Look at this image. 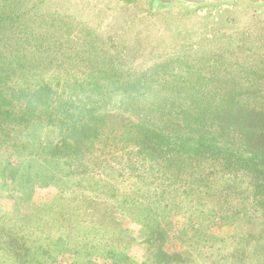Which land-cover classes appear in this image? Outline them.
Instances as JSON below:
<instances>
[{
	"label": "trees",
	"instance_id": "16d2710c",
	"mask_svg": "<svg viewBox=\"0 0 264 264\" xmlns=\"http://www.w3.org/2000/svg\"><path fill=\"white\" fill-rule=\"evenodd\" d=\"M8 1L0 0V181L15 194L26 183H36L56 188L59 195L34 212H21L17 201L11 213L0 206V264L8 260L30 264L39 255L57 260L66 253L59 243L48 244L44 233L61 228L80 231L74 230V216L81 208L73 211L60 202H72L62 195L75 181L101 187L105 199L115 201L121 217L109 226L122 229L113 231L118 246L111 247L109 254L116 257H123L122 250L127 251L135 241L123 228L124 219L146 230L147 248L159 251L167 241L163 227L176 214L190 217L196 232L186 250L175 255L177 260L196 254L212 260H264V83L230 85L221 89L220 99L209 100L177 97L208 95L203 88L166 86L165 95L156 92L153 96L154 103L147 101L150 91L144 92L152 86L144 85L145 99L118 103L111 95L118 89L129 93L133 84L68 86L63 76L43 66V55L33 50L25 53L32 41L23 40L21 31L18 35L11 30L21 28L29 12H15ZM156 1L158 7L168 3ZM30 18L35 20V16ZM11 47L15 49L10 51ZM84 74L91 80L129 78L124 71L99 68ZM239 74L227 71L221 75L233 79ZM251 74L264 80V70ZM29 75L38 82L24 90L20 84ZM106 89H111L109 94ZM120 116L126 117L118 121ZM117 128H121L117 144L143 155L141 160L148 162V174L158 178L156 183H141L124 193L115 185L118 170L105 165L97 148L102 145V154H106L113 144L109 133ZM15 158L20 159L18 165ZM101 165L104 174L111 170L108 178L114 184L96 181L95 169ZM250 187L251 192H246ZM225 229L230 233L220 236Z\"/></svg>",
	"mask_w": 264,
	"mask_h": 264
},
{
	"label": "rangeland",
	"instance_id": "374dc122",
	"mask_svg": "<svg viewBox=\"0 0 264 264\" xmlns=\"http://www.w3.org/2000/svg\"><path fill=\"white\" fill-rule=\"evenodd\" d=\"M8 4L17 13L29 12L24 15L21 28L11 30L8 27L11 33L19 35L21 31L23 40L32 41L24 48L25 53L33 50L37 55H43V66L63 76L68 86L133 84L129 93L118 89L111 95L118 103L145 99L147 95H142L144 85L152 86L144 92L150 91L147 101L154 103L153 96L156 92L165 95L163 89L166 86L189 90L203 88L208 95L179 94L177 97L209 100L220 99L221 89L230 85L264 83L259 75L251 74L264 70V5L227 3L198 9L159 8L156 0H9ZM31 16H35V20H31ZM13 49L15 47L9 50ZM63 56L69 59L65 60ZM94 68L119 74L124 71L129 78L87 79L90 76L84 73H90ZM227 71L240 74L238 78L229 79L221 75ZM213 72L217 77H209ZM58 79L61 84L65 83ZM37 80L29 75L20 86L27 90L28 85L35 87ZM111 89H106L107 94ZM124 117L120 116L118 121ZM127 117L135 120L130 114ZM120 129L109 133L113 144L106 148V154H102V145L97 148L101 159L107 162L105 165L111 164L118 170L115 185L124 193L135 185L141 187V183H156L158 178L148 174L150 167L148 162L141 160L143 155L132 147L117 144ZM13 161L18 165L20 159ZM102 167L95 169V179L106 183L110 181L111 170L104 174ZM100 188L90 187L85 181L71 183V188L62 197L71 198L72 202H60L68 209L72 206L73 211L81 208L74 216V230L80 231L47 229L44 233L46 242L50 245L59 243L66 253L59 255L57 260H50L46 255H39L37 259L35 256L30 264H264V260H212L197 254L177 260L175 255L186 250L196 232L191 227L190 217L176 214L163 227L167 237L164 250L147 248L150 242L146 230L127 218L123 228L130 231L135 241L127 251L122 250L123 257L109 254L111 247L118 246L113 231L122 229L109 225L119 223L121 216L115 210V201L106 200ZM251 188L246 192H251ZM58 195L56 188L40 187L36 183H26L21 193L15 194L0 181V206L6 213L15 211L16 201L21 212H34L52 203ZM247 195L251 201V194ZM207 224L208 221L199 229H204ZM229 231L223 230L220 236ZM8 264L21 263L8 260Z\"/></svg>",
	"mask_w": 264,
	"mask_h": 264
},
{
	"label": "water",
	"instance_id": "95a60500",
	"mask_svg": "<svg viewBox=\"0 0 264 264\" xmlns=\"http://www.w3.org/2000/svg\"><path fill=\"white\" fill-rule=\"evenodd\" d=\"M167 3L165 7L159 8H170L172 6H180L186 9H198L207 5L213 4H247L253 7L264 5V0H163ZM157 4L159 5L158 1Z\"/></svg>",
	"mask_w": 264,
	"mask_h": 264
}]
</instances>
